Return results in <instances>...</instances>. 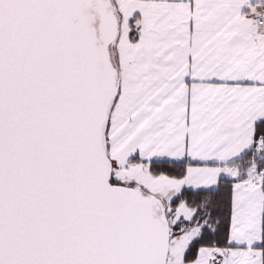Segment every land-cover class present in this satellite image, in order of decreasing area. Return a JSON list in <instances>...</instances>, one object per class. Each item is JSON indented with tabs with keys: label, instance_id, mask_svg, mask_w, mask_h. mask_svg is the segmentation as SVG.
<instances>
[{
	"label": "snow or ice",
	"instance_id": "6c2138e0",
	"mask_svg": "<svg viewBox=\"0 0 264 264\" xmlns=\"http://www.w3.org/2000/svg\"><path fill=\"white\" fill-rule=\"evenodd\" d=\"M0 264H264V0H0Z\"/></svg>",
	"mask_w": 264,
	"mask_h": 264
}]
</instances>
